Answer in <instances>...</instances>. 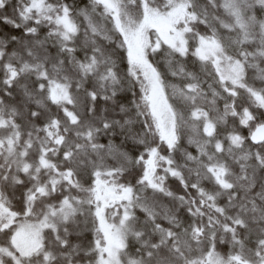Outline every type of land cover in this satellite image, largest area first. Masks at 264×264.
<instances>
[{
  "label": "snow or ice",
  "instance_id": "6c2138e0",
  "mask_svg": "<svg viewBox=\"0 0 264 264\" xmlns=\"http://www.w3.org/2000/svg\"><path fill=\"white\" fill-rule=\"evenodd\" d=\"M0 264H264V0H0Z\"/></svg>",
  "mask_w": 264,
  "mask_h": 264
}]
</instances>
